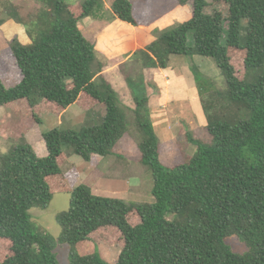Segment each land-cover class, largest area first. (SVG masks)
<instances>
[{"label": "trees", "instance_id": "16d2710c", "mask_svg": "<svg viewBox=\"0 0 264 264\" xmlns=\"http://www.w3.org/2000/svg\"><path fill=\"white\" fill-rule=\"evenodd\" d=\"M35 1L27 12L16 3L7 8L32 42L10 41L20 82L8 88L0 76V106L26 100L31 108L44 102L61 114L74 104L88 112L100 105L106 110L102 124L84 126L81 132H43L44 157L24 136L0 152V240L8 242L0 251V264H59L56 240L37 230L30 214L33 208L46 209L57 193L71 196L70 208L56 217L62 228L59 240L70 245V264H264V0H179L191 4L189 18L135 53L150 70L167 68L174 55L212 57L227 84L202 101L212 142L187 131V140L197 149L185 155L178 152V142H162L158 136L150 97L140 89L142 78L126 76L134 89L141 162L154 178L153 202L100 196L90 184H68L62 171L64 148L86 161L94 154L111 156L128 133V123L118 92L103 75L106 65L80 27L104 0L81 5ZM149 7L115 0L112 12L141 28L150 23ZM191 68L199 85L202 74L194 64ZM241 68L244 79L239 77ZM219 96L228 101L223 107ZM98 233L110 244L120 240L122 250L114 263L81 253V246ZM231 236L246 245L245 253L234 250Z\"/></svg>", "mask_w": 264, "mask_h": 264}, {"label": "rangeland", "instance_id": "374dc122", "mask_svg": "<svg viewBox=\"0 0 264 264\" xmlns=\"http://www.w3.org/2000/svg\"><path fill=\"white\" fill-rule=\"evenodd\" d=\"M84 1L67 0V2L75 5H81ZM114 1L104 0L101 2L93 18L88 20L89 23H92V26L85 28L81 23L80 27L85 36L92 42L95 41V36L97 35L95 42L99 47L97 48L98 55L106 62L109 63L110 60L105 52L107 46L109 48L114 46L123 52L121 53L122 58L118 60L119 62L110 63V67H107V76H104L112 83L119 94V105L125 114L129 131L115 148V153L106 158L97 157L86 161L75 154L71 148L65 147L64 152L67 161L62 167V171L68 184L73 188L82 183H87L96 189V194L100 196L121 198L134 202H147L153 195L154 178L149 167L141 162L138 145L142 137L135 124L134 110L136 104L133 94L134 89L131 90L129 88L126 76H132L131 78L135 81L142 78L144 83L140 89L152 98V121L156 132L166 143L171 141L178 142V152L182 151L185 155H192L197 149L193 143L187 140V131H191L195 138L207 144L212 142V137L207 130V117L203 111L202 101H206L209 98L208 94L210 91H224L227 88V84L217 62L212 57L201 55H195L191 58L187 57L190 63L188 71L193 75L191 76L190 73L186 72V69H183L186 78L181 81L183 86L182 94L174 97V103H180L183 108H179V110L174 112L180 114L190 108L189 114L193 116V119L189 121L182 116L177 117L174 120V125L178 126H176L175 138L173 140L169 138L168 140L170 141H166L168 137L166 115L170 112H162V109H160L157 90L160 89L161 91L169 88L175 92L176 88L172 85L167 69L163 71L147 69L143 67L142 60L137 59L135 53L139 50L141 51L148 42L157 39L160 34L172 31L184 23L190 13H192V6L188 4L187 8L181 10L176 6L174 0H152L154 1L152 4L155 15L154 25L151 29L135 27V30L128 23H123L127 28L122 27V22L114 16L112 12ZM12 3L19 4L22 7V12H27L38 4L35 0H0V20L9 19L7 8ZM241 25V33L243 38H245L248 20H242ZM226 28H228V24ZM98 29L101 32L98 33ZM226 36L227 32L224 33L223 42L226 41ZM135 41L141 47H137L133 52L129 51ZM189 44L191 46L194 45L193 33L189 34ZM8 49V47H4L0 50V76L5 86L11 88L20 82L18 72L20 70ZM191 64L197 66L202 74L201 83L199 82L200 95L195 90H192L194 85L190 86L189 83V81L194 84L197 83ZM169 66H171V63ZM239 77L240 79L247 77L243 68L239 71ZM217 99L222 107L228 103L221 96L217 97ZM75 107H80L83 110L79 104H76ZM105 110V105H100L90 112L86 111V116L84 117L83 114L74 116L72 108L66 110L63 114L58 113L57 109L44 102L35 108H31L26 100L17 103L16 106H0V152H6L12 143L23 136L27 138L31 133L27 141L35 148L39 156L44 157L47 155V147L39 132L43 133L52 128L73 129L81 132L84 126L102 124ZM156 110L160 112L158 113ZM168 110L164 109V111ZM34 114L41 118L40 123L34 122ZM175 150V153H177V149ZM168 155L171 154L168 153ZM165 159L163 158L164 161ZM105 172H108V177H101V174ZM98 183L100 186L107 188L103 189V192H99V189H97ZM70 200L71 196L69 193H57L46 209L33 208L30 210L35 228L46 231L56 240L55 252L59 264H70V245L60 242L59 238L62 228L58 224L56 217L59 213L70 208ZM103 235L104 233L96 234L93 240L81 246L80 251L83 254H97L105 262L114 263L120 256L122 245L118 239L112 244L104 241V239H101ZM228 242L236 252L245 253L246 245L237 236H231ZM7 244L6 240H0V251Z\"/></svg>", "mask_w": 264, "mask_h": 264}, {"label": "crops", "instance_id": "0c3cea01", "mask_svg": "<svg viewBox=\"0 0 264 264\" xmlns=\"http://www.w3.org/2000/svg\"><path fill=\"white\" fill-rule=\"evenodd\" d=\"M137 1L143 2L144 5L149 4V6H150L149 9H150V12H151V20H150V23H149V25L147 27H141V28L136 27V28H139V29H151L152 26L154 25V20H155L154 11L152 9V4H153L154 1H152V0H134L133 2H137ZM174 3L181 10H184L185 8H187V5L181 4L179 2V0H174ZM190 15H191V13H190ZM8 18L9 19H2L3 20V23L0 25V50L2 48H4V47H8L9 48L8 50L10 52L9 43L14 38H18L20 40V42L23 43V44H30L32 42V40L29 37V35L27 33V29H26V27L23 24H20V23L16 22L14 19H12L9 16H8ZM89 18H93V16L87 17V18H85L82 21V24L84 25L85 28H90L92 26V23H89L88 22ZM121 22H122V27L127 28L125 25H123V23H126V22H123V21H121ZM128 25H130V24H128ZM99 26H101V25H99ZM130 26H132V25H130ZM96 27H98V26H96ZM132 28L135 29V26H132ZM139 29H137V30L139 31ZM99 32H101V31L98 29V33ZM139 35H140V33H139ZM96 36H95V41H96V38H97ZM95 41L93 43L95 44L96 51H97V55H98V49L97 48H99V47L97 46V43ZM149 43L150 42H148L146 45H148ZM139 46L141 47V45L139 43H137V41H135V42H133L132 46L129 48V51H132L133 52L134 49H136ZM105 52L109 56V59H110L109 60V63L106 62L105 60H103L99 55H98V57L106 65L105 68H104L103 75L107 76V70H108L107 67H110V63L111 64H114L116 62H119L118 60L122 58V54L121 53H123V52L121 50H119L118 48H115L114 46H112V48H109L107 46L106 49H105ZM188 61H189V58H187V57L174 55V56L171 57V62H170L171 63V66H168L165 69H161V71L166 70V69L169 71V77H170V79L172 81V85L174 86V88H176V91L175 92L174 91H171L169 88H167L166 90H161V91H160V89L157 90V93H158V96H159L158 103L161 106L160 109H162V112H170V113H168L169 116L166 115V122H167V130H166V132H167V136H168L166 138V141H170V140H168L169 138L171 140H173L175 138L174 136H175V131H176V126L177 125H174L175 124V121L174 120L177 117H181L182 116L183 118H186L189 121H192V119H193V116H191L189 114L190 108H188L187 111H184L183 113H180V114H177L176 112H174L175 110H179V108H183V106H180L181 105L180 103H178V102L177 103L176 102L174 103V97L182 94L183 86L181 85V81H184V79L186 78L185 71L183 69H186V72L187 73H190L188 71V67H190V63ZM190 75L192 76L193 74L190 73ZM189 83H190V86L194 85V87H192L193 88L192 90H195V92L200 95V88H199L198 83H195L194 84V83H191L190 81H189ZM160 96H161V98H160ZM151 100H152V98H150V108H151V115H152V106L153 105H151ZM75 106H76V104L75 105H72L67 110H69L70 108H72V111H73L72 114L74 116H76V114H78L79 116H81L83 114L84 117H85L86 116V111L82 110L80 107H75ZM164 109H166V110L169 109V110L168 111H164ZM159 110H156V111L159 113L160 112ZM152 120H153V115H152ZM30 134L28 136H30ZM39 135L42 136V132H39ZM28 136H27V138H28ZM158 136H159V134H158ZM160 139H161V137H160ZM161 141L162 142H165L162 139H161ZM47 154H48V151H47ZM97 157L106 158V156H101V155L94 154L92 156L91 160L93 158H97ZM101 177H108V172H105V173L101 174ZM105 188H107V187L100 186L99 183H98L97 189H99V192H103V189H105ZM92 189H93V192L96 194V192H95L96 189H94L93 187H92ZM153 201H154V196L152 195L151 198H150V200H148L147 202H153Z\"/></svg>", "mask_w": 264, "mask_h": 264}]
</instances>
